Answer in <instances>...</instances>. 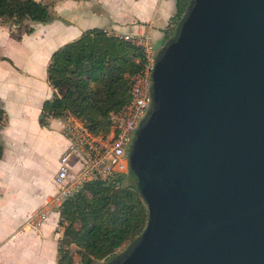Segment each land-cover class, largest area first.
Here are the masks:
<instances>
[{
    "label": "water",
    "instance_id": "water-1",
    "mask_svg": "<svg viewBox=\"0 0 264 264\" xmlns=\"http://www.w3.org/2000/svg\"><path fill=\"white\" fill-rule=\"evenodd\" d=\"M155 53L126 153L148 221L107 264H264V0H190Z\"/></svg>",
    "mask_w": 264,
    "mask_h": 264
},
{
    "label": "crops",
    "instance_id": "crops-1",
    "mask_svg": "<svg viewBox=\"0 0 264 264\" xmlns=\"http://www.w3.org/2000/svg\"><path fill=\"white\" fill-rule=\"evenodd\" d=\"M49 24L21 41L0 23V100L8 123L0 132V264H57L55 177L68 148L65 120L42 127L43 104L53 97L47 68L55 51L89 29L116 35H148L155 47L175 13V0H63ZM48 211L39 228L32 217Z\"/></svg>",
    "mask_w": 264,
    "mask_h": 264
},
{
    "label": "trees",
    "instance_id": "trees-1",
    "mask_svg": "<svg viewBox=\"0 0 264 264\" xmlns=\"http://www.w3.org/2000/svg\"><path fill=\"white\" fill-rule=\"evenodd\" d=\"M63 0H0V23L21 41L35 24H49L50 9ZM190 0H175V13L163 30L173 34ZM143 52L105 29H89L55 51L47 68L53 97L43 104L40 124L69 117L81 120L93 133L107 134L110 115L130 101L132 81ZM8 115L0 100V132ZM4 147L0 142V159ZM57 264H107L137 238L148 221L147 206L127 174L85 184L57 210ZM77 257L79 260H77Z\"/></svg>",
    "mask_w": 264,
    "mask_h": 264
},
{
    "label": "built area",
    "instance_id": "built-area-1",
    "mask_svg": "<svg viewBox=\"0 0 264 264\" xmlns=\"http://www.w3.org/2000/svg\"><path fill=\"white\" fill-rule=\"evenodd\" d=\"M143 52L141 68L132 75L129 103L119 112L110 115L107 134L93 133L81 120L69 117L65 120V136L68 148L60 158L55 177L60 207L82 187L94 181H107L125 175L129 166L126 157L129 143L148 111L151 102V79L156 53L148 35H116ZM46 209L37 210L32 217L33 227L39 228L48 217Z\"/></svg>",
    "mask_w": 264,
    "mask_h": 264
},
{
    "label": "rangeland",
    "instance_id": "rangeland-1",
    "mask_svg": "<svg viewBox=\"0 0 264 264\" xmlns=\"http://www.w3.org/2000/svg\"><path fill=\"white\" fill-rule=\"evenodd\" d=\"M8 26V25H7ZM9 27V26H8ZM10 28V27H9ZM129 245V244H128ZM128 245H126L123 249H121L118 253H120V252H122ZM77 260H79L78 259V257H77Z\"/></svg>",
    "mask_w": 264,
    "mask_h": 264
}]
</instances>
